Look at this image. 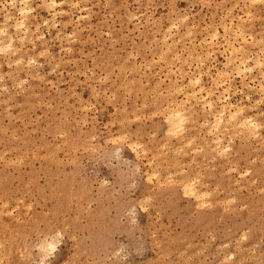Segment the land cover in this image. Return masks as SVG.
Segmentation results:
<instances>
[{
	"label": "rangeland",
	"instance_id": "374dc122",
	"mask_svg": "<svg viewBox=\"0 0 264 264\" xmlns=\"http://www.w3.org/2000/svg\"><path fill=\"white\" fill-rule=\"evenodd\" d=\"M15 1L0 0L16 50L0 52V264H36L56 230L49 264H264V0ZM230 103L257 135L228 111L214 129ZM175 104L187 119L167 133Z\"/></svg>",
	"mask_w": 264,
	"mask_h": 264
},
{
	"label": "bare ground",
	"instance_id": "6f19581e",
	"mask_svg": "<svg viewBox=\"0 0 264 264\" xmlns=\"http://www.w3.org/2000/svg\"><path fill=\"white\" fill-rule=\"evenodd\" d=\"M15 1V0H14ZM25 3H24V2ZM27 1H29V0H22V2L24 3V5H26V2ZM254 1V0H253ZM16 2V1H15ZM45 2H47L46 0H45ZM48 3H50V5H52L53 7L55 6V5H59V3L56 1V0H50V2H48ZM47 3V5H48V7L49 8H51V6L49 5ZM71 3H72V1H71ZM79 3V2H78ZM12 4H13V2H12ZM44 4V3H43ZM72 4H75L76 5V3H72ZM15 5V4H14ZM23 5V6H24ZM52 7V8H53ZM20 8H22V7H19V9ZM28 8H30V7H28V6H26V7H23V9L21 10L20 9V11H18V12H20L21 13V15H22V17H21V19H19L20 21H18V19L16 20V19H14L15 21V23H13V24H15V26H13L14 28H18V29H20V28H23V29H25L24 31H27L28 30V25H27V21H26V18H28V17H26V14H25V12H27V10H28V12L30 11ZM27 9V10H26ZM31 10H33V9H31ZM62 11H64V10H62ZM66 12V11H65ZM6 14V13H5ZM9 13H7V15H6V17H7V19H9L10 18V15H8ZM6 17H4L5 19H6ZM12 17V16H11ZM47 20V19H46ZM6 22V21H5ZM45 22V21H44ZM233 22V21H232ZM39 23L37 22V25H38ZM3 27V26H2ZM2 27H1V29H2ZM36 27H38V26H35V30H36ZM171 27V26H170ZM227 27V26H226ZM4 28V27H3ZM6 28V27H5ZM1 29H0V31H1ZM7 29V28H6ZM227 29V28H226ZM226 29H225V31H226ZM239 30V29H238ZM215 31H217V29L215 30ZM240 31V30H239ZM20 32H21V30H20ZM23 32V31H22ZM229 32V31H228ZM2 33V32H1ZM0 33V34H1ZM215 33V32H214ZM214 33H213V35H212V38L214 37ZM7 33H6V30H3V33L1 34V36L2 35H6ZM10 34V33H9ZM165 34V33H164ZM8 35V34H7ZM23 35H24V33H23ZM169 35V34H168ZM235 35V34H234ZM8 36H10V35H8ZM32 36V35H31ZM31 36H29V38L31 37ZM171 36V35H170ZM215 36H218V35H216V33H215ZM20 37H21V35H20ZM24 36H22L19 40H21V42L23 41V39L25 38H23ZM39 37V36H38ZM37 37V38H38ZM164 37V36H163ZM2 38V37H1ZM17 38V37H16ZM19 38V37H18ZM17 38V39H18ZM36 38V37H35ZM244 38V37H243ZM9 41H8V44L6 43V45H4V41L3 42H1L0 41V52H1V50H3V52H4V50H13V46H14V44H13V36H11V37H9ZM217 39V38H216ZM212 40V39H211ZM33 41V40H32ZM31 41V42H32ZM166 41V40H165ZM229 42V41H228ZM231 43V42H230ZM213 45V44H212ZM211 45V46H212ZM228 45H229V43H228ZM17 47L15 46L14 47V49H16ZM232 48H233V45H232ZM261 48V47H260ZM47 49H45V51H46ZM263 50H264V48H263ZM14 51H16V50H13V52ZM48 51V50H47ZM43 52H44V50H43ZM43 52H40V53H43ZM208 52V51H207ZM264 52V51H263ZM5 53H7L6 51H5ZM209 53V52H208ZM201 55V54H200ZM191 56V55H190ZM237 56V55H236ZM200 57V56H199ZM238 57V56H237ZM19 59H21L20 57H19ZM235 59V58H234ZM258 59V58H257ZM18 60V59H17ZM32 60H34V59H32ZM31 60V61H32ZM230 60V59H229ZM247 60H248V57H247ZM15 61L16 60H14V63H15ZM35 61V60H34ZM235 61V60H234ZM258 61H259V59H258ZM17 62V61H16ZM20 62V61H19ZM29 62V60L26 62V63H28ZM231 62V61H230ZM246 62V61H245ZM245 62L241 59V64H239V66H237L236 68H238L237 69V71H244V69H247V66H246V64H245ZM261 63H262V61H260ZM260 62H258L257 63V66L258 65H262ZM236 63V62H235ZM260 63V64H259ZM264 63V62H263ZM6 65H7V63H6ZM9 65V64H8ZM227 65V64H226ZM236 65V64H235ZM255 66H256V64H254ZM243 67V70H242V67ZM248 69H249V67H248ZM247 69V70H248ZM250 71H251V69H249ZM263 70V69H262ZM226 71V70H225ZM10 72V71H9ZM246 72V71H245ZM200 73V72H199ZM222 73V72H221ZM244 73V72H243ZM261 73H264V72H262L261 71ZM227 74V73H226ZM239 75H240V73H239ZM39 77V76H38ZM194 80H195V82H196V84L197 83H199L200 84V82H201V75H198V76H196V77H194L193 78ZM254 79V78H253ZM194 80H192L191 79V81H193L194 82ZM214 80V79H213ZM219 80V79H218ZM23 81V80H22ZM261 81V80H260ZM259 81V82H260ZM21 82V81H20ZM192 82V83H193ZM194 82V83H195ZM19 83V82H18ZM191 83V84H192ZM217 83V82H216ZM262 85V84H261ZM260 85V86H261ZM262 87V90H263V87H264V85L263 86H261ZM177 88L178 87H176V89H175V91L177 90ZM201 88V87H200ZM179 89V88H178ZM181 89V88H180ZM228 91V90H227ZM161 92V91H160ZM193 92V91H192ZM210 92V91H209ZM226 92V91H225ZM262 92V91H261ZM162 93V92H161ZM195 93V92H194ZM213 93V92H212ZM188 94V93H187ZM185 95V94H184ZM206 95H208V98H207V101H205V103H206V106H208L209 107V109L210 110H214L213 108H214V101H213V98L210 96V94L208 93V94H206ZM188 97V96H187ZM193 97V96H192ZM261 97H263V96H261ZM194 98V97H193ZM204 98V97H203ZM218 99H221V98H218ZM225 99V98H224ZM172 102V101H171ZM170 102V103H171ZM197 104V103H196ZM203 105V104H202ZM231 106H232V104L230 103V104H226V105H223L222 106V109L221 110H217V113H215L214 115H213V117H215V120L213 119V121L215 122V123H212L213 125L211 126L212 128L214 127V129L216 128V129H219L220 128V126L222 125V123H224V121H225V117H226V112L228 111L229 112V118H228V120H227V122L229 123V125L230 126H232V127H237L239 130H241V131H245V130H247L248 132H251V134L253 133V131H256L255 132V134L257 133V129H258V126H259V124L256 122V120L254 119V118H252L251 116H247L246 114L245 115H242L241 117L240 116H237L238 114H241L242 113V108H235L234 110L233 109H230L231 108ZM173 107V108H172ZM172 107H170L171 108V110L168 112V115L166 116L167 117V122H168V126H169V128H168V130H167V133H168V131L170 130H172V131H177V132H179L180 130H182L183 129V125H184V121H185V119H187V118H185V114L183 113V111L185 110H183V108H182V106H180L179 104H175V105H172ZM238 107V106H237ZM261 112H263V111H261ZM209 115V114H208ZM166 117H165V119H166ZM205 120H207V119H205ZM194 121V120H193ZM202 121H204V120H202ZM212 122V121H211ZM206 123H207V121H206ZM201 124H203V123H201ZM205 124V123H204ZM261 126V125H260ZM223 128V127H222ZM224 128H225V126H224ZM227 128V127H226ZM236 128V129H237ZM211 129V128H210ZM209 129V132H211V130ZM213 130V129H212ZM227 130V129H226ZM171 131V132H172ZM208 131V130H207ZM214 131V130H213ZM218 131V130H217ZM173 133V132H172ZM181 133V132H180ZM222 133H224V132H222ZM221 133V134H222ZM234 134H235V132H234ZM237 134V133H236ZM248 134V133H247ZM223 135V134H222ZM228 135V134H227ZM257 135V134H256ZM124 136V135H123ZM216 136H218L217 134H216ZM221 136V135H220ZM217 140H219V137H218V139L216 138V139H211V141H217ZM264 140V139H263ZM184 142V141H183ZM190 143V142H189ZM219 143L220 142H217L216 143V148H217V146H219ZM188 144V143H187ZM207 144V143H206ZM222 144V143H221ZM214 146V145H213ZM177 147V146H176ZM224 147V146H223ZM161 148V147H160ZM214 148V147H213ZM212 148V149H213ZM226 148V147H225ZM197 149V148H196ZM218 149V148H217ZM216 149V150H217ZM222 149V148H221ZM223 151H225V149L223 148L222 149ZM218 151V150H217ZM221 151V150H220ZM219 152V151H218ZM222 152V151H221ZM221 152H219L220 154H221ZM19 161V160H18ZM231 169H233V168H231ZM230 170V169H229ZM152 173V172H151ZM156 174V173H155ZM155 174H153V175H155ZM170 175H172L171 173H170ZM151 176V175H150ZM149 176V177H150ZM147 177V176H146ZM151 178V177H150ZM150 178H147V179H149V180H151ZM166 178V177H165ZM171 178V177H170ZM191 179H193V178H191ZM195 179V178H194ZM169 180V179H168ZM180 180V179H179ZM152 181V180H151ZM162 182V181H161ZM160 182V183H161ZM166 183H167V181H166ZM172 183V182H171ZM190 183H191V181H190ZM192 184H194V183H192ZM184 185H186V186H182V187H184V190H185V192L184 193H190L191 195H193V196H195L198 200L199 199H201V197H202V195L205 193V191L204 192H202V193H200V192H198L197 191V189H196V187L195 186H193V185H188L187 183H184ZM206 185V184H205ZM183 193V194H184ZM209 193H210V191H209ZM190 194H188V195H190ZM200 194H202V195H200ZM185 195V194H184ZM208 195V194H207ZM234 198V197H233ZM232 201V200H231ZM208 202V201H207ZM207 202H204L205 204L207 203ZM6 203H8V202H6ZM5 202H4V204H6ZM200 203H201V206H202V204H204V203H202L201 201H200ZM197 204V203H196ZM3 205V204H2ZM198 205H200L199 203H198ZM211 206V205H210ZM145 208V207H144ZM224 208V207H223ZM10 212V211H9ZM242 233H243V231H242ZM18 234H20V233H18ZM4 235V234H3ZM243 237V236H242ZM14 238V237H13ZM35 243V242H34ZM1 244V243H0ZM254 249V248H253ZM9 250V249H8ZM19 250V249H18ZM25 251V250H24ZM1 252V251H0ZM19 253L20 254H22L21 253V251H19ZM6 256V255H5ZM4 256V257H5ZM190 256V255H189ZM3 257V256H2ZM227 261V260H226ZM240 262V261H239Z\"/></svg>",
	"mask_w": 264,
	"mask_h": 264
},
{
	"label": "clouds",
	"instance_id": "9594fccd",
	"mask_svg": "<svg viewBox=\"0 0 264 264\" xmlns=\"http://www.w3.org/2000/svg\"><path fill=\"white\" fill-rule=\"evenodd\" d=\"M62 241L63 235L60 230L42 237L35 246V252L38 254L36 264H49V261H53L62 245ZM114 256H120V252L114 253Z\"/></svg>",
	"mask_w": 264,
	"mask_h": 264
}]
</instances>
